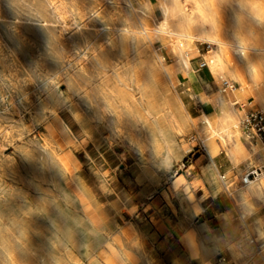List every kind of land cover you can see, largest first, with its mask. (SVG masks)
<instances>
[{
    "label": "rangeland",
    "instance_id": "obj_1",
    "mask_svg": "<svg viewBox=\"0 0 264 264\" xmlns=\"http://www.w3.org/2000/svg\"><path fill=\"white\" fill-rule=\"evenodd\" d=\"M173 1L0 0V264H207L189 255L195 236L220 245L210 264H233L220 225L233 212L229 223L242 229L261 215L255 236L264 239V198L242 218L223 188L210 192L197 177L209 140L220 148L219 182L242 186L244 172L264 166V146L248 139L243 124L242 139L256 145L259 163L248 158L232 168L217 137L199 134V101L211 94L238 101L241 120L259 106L214 79L207 41L194 40L188 68L153 88L178 101L174 112L160 111L175 128L170 150L146 138L166 127L157 99L134 89V70L147 60L162 71L177 55L167 34H150L142 21L158 24ZM178 2L264 38V0ZM257 247L264 254V242ZM253 255L264 264L255 248Z\"/></svg>",
    "mask_w": 264,
    "mask_h": 264
},
{
    "label": "bare ground",
    "instance_id": "obj_2",
    "mask_svg": "<svg viewBox=\"0 0 264 264\" xmlns=\"http://www.w3.org/2000/svg\"><path fill=\"white\" fill-rule=\"evenodd\" d=\"M183 6L181 11L180 8ZM163 10L164 16L158 24L148 26L143 21L142 24L144 30L152 35L159 32L167 34L173 42L177 58L165 66L162 71L150 68L147 60L141 62L134 70V89L139 92L140 97L157 99L160 105L154 108V111L158 114L157 118L160 123L166 127V130L157 127L161 136L153 137L147 133V140L155 147H165L170 150L169 146L173 143L172 134L175 128L167 122L166 117L160 111L163 107H167L174 112L178 101L167 88L157 90L153 88L162 78L175 81L178 73L188 68L186 52L192 47L194 40H205L209 44L208 47H211L206 50L205 57L208 63L207 69L214 79L217 82L227 83L232 91H236L237 97L252 98L264 111V38L254 37L245 24H216L210 13L200 6L196 7L195 12L191 8L187 10L185 5H180L178 0H174L171 5H164ZM221 45L226 49L224 52H222ZM209 102L215 111L216 124L212 126L213 122L200 114L199 118L205 124V129L199 132L201 137L216 136L233 164L251 156L247 150L246 141L242 139L236 127L238 114L233 103L225 100L221 93L210 97ZM172 119L176 120L175 114ZM178 129L180 130L179 125ZM165 131L169 134L166 135ZM206 145L210 156L218 150L214 140L207 141ZM181 148L183 146H180ZM194 166V164L188 165L185 171ZM205 170L206 166H201V172ZM257 180H247L242 186L218 181L227 193L233 209L242 218H246L258 205L261 197L260 186H263V181ZM252 226V228L248 226L246 238L239 237L232 244V254L244 256L241 264H258L259 262L253 255V251L257 245L255 235L261 230L260 219H257ZM189 246L201 256L204 255L205 248L199 240H192ZM258 257L264 259L260 254Z\"/></svg>",
    "mask_w": 264,
    "mask_h": 264
},
{
    "label": "crops",
    "instance_id": "obj_3",
    "mask_svg": "<svg viewBox=\"0 0 264 264\" xmlns=\"http://www.w3.org/2000/svg\"><path fill=\"white\" fill-rule=\"evenodd\" d=\"M193 94H194V96H199L198 95L199 93L193 92ZM209 97H207V100L206 101H203L204 104H203V102H201V100L199 101L200 104H201V106H202V109H201V112L198 114V116L200 114H203L207 118L208 121L213 122V120L216 117V115H215V111H214L211 103L209 102ZM199 98L200 99H203L202 96H199L197 99L199 100ZM236 102H238V101H235L234 103H236ZM213 111H214V113H213ZM236 112L238 114V119H237V122H236V127H237L238 131L240 133H242V126L240 125V121H241V117H242V112L240 110H238V111L236 110ZM215 144L217 145V149L218 150L213 155H211V156L207 153V150H206V154H207L206 158H207V161L203 165V166H206V170L203 173L200 170V175L197 176V177L200 178V181L203 182V184H205V185L207 184V186H208L207 188L209 189L210 192H215L217 190L218 191H221L222 186L219 185L218 181H220V180L222 181L223 180V179H221V176L219 178L220 180H217L216 171H218V168H220L221 163H219V160L217 159V157H218V154L217 153H218V151H219L220 148H219L217 142ZM247 150L249 151V153H250L251 156L246 157L241 162H243L244 160L250 158L251 160L253 159V161L255 163H259L260 160L258 159V157L256 155L257 154L256 153V145H254L253 143L248 144L247 145ZM227 157L229 158L228 155H227ZM252 157H254L255 160ZM262 158L264 160V154H263ZM229 160H230V158H229ZM230 162H231V160H230ZM241 162L236 163V164H233L231 162L232 168L236 167ZM263 165H264V162H263ZM224 168H226V166ZM188 172L190 173V171H188ZM262 181H263V186H260L261 187L260 188L261 189V191H260L261 192V197L260 198H264V180H262ZM195 182H196V180L192 181L191 182V185H193ZM199 184H200V182H199ZM204 187L206 188V186H204ZM258 204H259V201H258ZM233 215H234V212L233 213H230V214H226V215H224L221 218L220 225L222 226V229L225 232L224 238L221 240V246L226 249L224 251L228 255V257L231 260V262H233V264H241L242 263V259L239 258V257H237V256H234L232 254V249H233L232 248V244H233V242H234L235 239L239 238L242 235V233H247L248 226L245 229H242L238 225L236 227V226L230 224L229 223V220H230V217L233 216ZM257 219H260L261 220L262 219V216L259 215L256 218V220ZM242 220L243 219L240 218V221H242ZM260 228H261V225H260ZM258 239L259 238L256 236V244L257 245H256L255 249L257 251V254H260L261 257H264V254H262V251L263 250H259L258 247H257L258 244H259V241H261L263 243L264 242V239H262V240H258ZM193 240H195V239H193ZM201 243L203 244V246L205 248L204 255L201 256L198 252H196V250L193 247H190V246H189V249H188L189 250V255L190 256L197 257V258H201L203 261H207V264H210L209 260L213 256L215 250L218 249V247H220V245L213 244L212 246L207 247L206 245H204L203 242H201ZM161 245H164V242H162ZM261 260L264 262V259H261ZM171 264H176V262L171 259ZM218 264H222V262H219Z\"/></svg>",
    "mask_w": 264,
    "mask_h": 264
},
{
    "label": "built area",
    "instance_id": "obj_4",
    "mask_svg": "<svg viewBox=\"0 0 264 264\" xmlns=\"http://www.w3.org/2000/svg\"><path fill=\"white\" fill-rule=\"evenodd\" d=\"M206 62L204 58L198 63V67H204ZM243 127L249 140H258L264 146V111L258 106H250L245 111V116L242 120ZM264 174V166H253L240 178L243 184L247 180L257 179ZM225 176L221 174V179Z\"/></svg>",
    "mask_w": 264,
    "mask_h": 264
},
{
    "label": "snow or ice",
    "instance_id": "obj_5",
    "mask_svg": "<svg viewBox=\"0 0 264 264\" xmlns=\"http://www.w3.org/2000/svg\"><path fill=\"white\" fill-rule=\"evenodd\" d=\"M221 48H222V52H224L226 49L223 47V45H221ZM234 79L236 78V77H233Z\"/></svg>",
    "mask_w": 264,
    "mask_h": 264
}]
</instances>
